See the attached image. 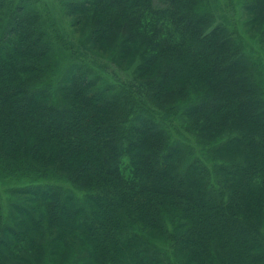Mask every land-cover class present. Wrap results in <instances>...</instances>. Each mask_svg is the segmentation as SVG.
<instances>
[{"label":"trees","instance_id":"16d2710c","mask_svg":"<svg viewBox=\"0 0 264 264\" xmlns=\"http://www.w3.org/2000/svg\"><path fill=\"white\" fill-rule=\"evenodd\" d=\"M244 2L237 36L207 0H0V182L26 186L0 264H264V0Z\"/></svg>","mask_w":264,"mask_h":264},{"label":"rangeland","instance_id":"374dc122","mask_svg":"<svg viewBox=\"0 0 264 264\" xmlns=\"http://www.w3.org/2000/svg\"><path fill=\"white\" fill-rule=\"evenodd\" d=\"M35 2L37 0H34ZM40 3H47L49 0H39ZM245 0H207V5H206V10L209 12L210 15L214 18V20L219 21L225 25H223L226 29L229 31L236 33V35L240 36L241 31L243 28L240 26L244 25V22H246V19L250 18L247 14L244 12V2ZM62 13V11H61ZM59 14V13H58ZM64 18V23L66 24V29L71 35L76 38V41L79 40L81 37H83L84 33V27L78 26L73 18H67L63 14ZM80 27V28H79ZM252 35V34H251ZM250 40L254 41L256 44H258V48L260 52L264 54V45L261 44L260 40H254L257 35L249 36L246 35ZM252 51V50H251ZM251 53V52H250ZM65 56L63 53H59V60L60 61H66ZM62 62L58 64L59 69L61 68ZM64 66V64H63ZM1 178V176H0ZM9 181V180H8ZM72 180H68V178L60 177V179L56 178L51 182L52 184L56 186H62L66 188L67 190H71L73 184L70 182ZM59 183V184H57ZM22 184H26V182H23ZM12 186H16L19 188L26 187L25 185H19L17 184L13 185L10 183ZM12 186H4L3 182H0V213L4 216L7 217V213L9 210V204L11 203L10 201L15 200V196L12 193ZM79 190V189H78ZM84 192L83 190H79ZM12 193V194H11ZM75 193L80 194L78 191Z\"/></svg>","mask_w":264,"mask_h":264}]
</instances>
